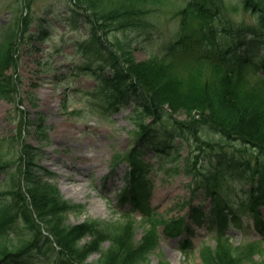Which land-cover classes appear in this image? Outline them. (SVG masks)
Instances as JSON below:
<instances>
[{"label": "trees", "instance_id": "1", "mask_svg": "<svg viewBox=\"0 0 264 264\" xmlns=\"http://www.w3.org/2000/svg\"><path fill=\"white\" fill-rule=\"evenodd\" d=\"M29 2L22 1L25 11L16 20L17 27L8 22L0 30V100L15 105L25 131L37 137L40 134L38 138L44 145L48 136L42 114H37L38 126L35 118L31 120L21 110V80L15 76L21 41L18 37L23 38L27 29ZM144 2L68 0L71 7L66 10L72 29L83 27L87 35L83 53L94 50L98 55L97 67L92 68L91 62H86L89 66L83 63L73 67L96 79V88L87 96L100 99L101 110L107 113L129 105L134 108L132 114L139 111L130 118L140 145L124 157L129 169L117 199L129 205V211L140 213L139 224L144 230L141 239L134 237L137 227L129 213L123 217L126 222L119 225L98 219L76 226L65 223L66 214L84 208L56 199L54 187L42 180L46 174L40 164L45 155L42 148L21 143L18 171L10 172V164L0 155V264H148L149 254L158 246L157 227L161 224L162 233L169 238L184 235L178 243L185 254L191 247L187 238L194 233L193 225L205 223L214 228L215 246L205 245L199 250V264H244L252 253L253 245L246 251L234 246L227 229L237 225L240 214H255L257 207L264 205V87L261 90L250 85L244 75L247 68L255 66L264 76V0H188L175 14L179 21L174 42L162 56L139 62L129 42L114 43L108 38L146 28L149 23ZM239 8L249 11L257 23L233 22L227 13L233 14ZM45 22L41 20L35 32L30 33L31 41H45ZM260 46L263 49L257 52ZM29 101L36 107V100L30 97ZM178 113L185 119H177ZM146 117L150 121L145 124ZM203 129L221 135L228 144L237 143L253 152L255 166L244 163L250 171L245 179L251 181L246 206L233 202L231 191L223 188L229 180L226 171L234 169L236 162L222 153L206 174L196 168V160L191 167L185 165L188 176L196 177L195 171L202 174L203 184L191 189L195 193L203 187L211 200L208 211L189 202L188 220L183 216L163 220L150 206L152 166L141 158V148L151 145L158 150L171 139L191 135L203 140L197 136ZM17 220L32 235V241L20 248L7 241L19 229ZM259 224L264 228V223ZM40 227L46 231L44 238ZM34 251L35 263L31 261ZM95 253L97 259L87 263L88 256ZM158 264L168 263L161 259Z\"/></svg>", "mask_w": 264, "mask_h": 264}, {"label": "rangeland", "instance_id": "2", "mask_svg": "<svg viewBox=\"0 0 264 264\" xmlns=\"http://www.w3.org/2000/svg\"><path fill=\"white\" fill-rule=\"evenodd\" d=\"M22 1L0 0V30L8 22L16 26V20L25 11ZM187 1L145 0L149 25L141 31L111 34L108 39L114 43L129 42L135 60L139 62L154 55L162 56L177 36L179 19L175 14ZM29 4L30 9H26L30 15L27 29L23 38L18 37L21 41L18 45L19 62L15 76L21 80V110L31 120L35 118L38 126L40 117L37 114H42L48 140L43 145L38 138L39 133L37 137L29 130L25 131L20 121L21 113L16 111L15 105L0 100V155H4V161L10 164V172H15L21 164V143L42 148L45 155L40 164L48 172L47 175H42V180L54 187L56 199L84 208L81 212L66 214L65 223L76 226L86 220L98 219L123 224L126 222L123 212H127L128 208L120 207L114 199L117 190L123 187L127 174L128 166L124 157L139 147L137 130L132 121L139 111L132 114L134 108L129 105L106 115L99 108L102 103L100 99L92 95L86 96L96 88V79L73 70V67L83 63L89 66L86 62H91L92 68L97 67L98 55L94 50H85L83 53L87 35L83 27L72 29L67 22L66 10L71 7L68 0H30ZM227 14L232 16L233 22L239 21L247 25L257 23V19L249 11L245 12L241 8L233 14ZM41 20L46 21L48 35L44 42L31 41L29 35L35 32ZM244 75L250 85L255 84L263 89L264 76L255 66L247 68ZM27 92L30 94L27 95ZM30 97L36 100V107L31 105ZM63 98L66 99L65 104L62 102ZM175 117L182 120L186 116L178 113ZM144 119L145 124L150 121L147 117ZM197 136H201L204 141L191 135L188 138L169 140L168 145L159 147L162 150L153 151L149 146L141 148V158L154 165L150 175L153 186L149 202L156 212L155 216L164 220L182 217L189 213V208L183 206L186 202L192 200L199 204L204 198L203 187L195 194L191 193L190 187L203 184L202 174L213 170L212 162L219 159L218 156L222 153L238 162L233 170L226 171L225 175L229 180L225 181L223 188L231 191L233 202L246 204V190L250 183L244 180L245 174H248L244 163L249 162L252 167L255 166L251 149L237 143L228 144L221 135L209 129L201 130ZM195 160L196 168L202 174L195 171L196 177L192 178V175L186 174L185 165L191 167ZM2 179L0 174V180ZM76 188L83 189L82 197L72 194ZM203 206H209V199L205 198ZM260 212L264 219V207L260 208ZM132 216L137 227L134 237L139 240L144 230L137 223L138 214L134 213ZM240 219L242 222L247 220L248 227L244 223L241 227H230L228 233L232 236L233 245L246 251L254 244L253 251L249 254L251 256L245 259L244 264L264 263V234L256 229L250 216L246 219L241 216ZM17 227V233L8 236L7 241L20 248L32 241V235L21 223ZM205 227L194 226L195 234L191 238L192 247L188 255L180 253L177 239L165 237L160 233L159 227L158 247L149 254L148 264H158L161 259L168 264H199V248L205 243L214 245L210 238L214 229L210 231ZM39 229L42 232L40 236L44 238L46 231L42 227ZM106 246L107 244L104 245ZM32 256L31 261L34 262L37 256L35 251ZM96 259L97 254H92L88 256L87 263Z\"/></svg>", "mask_w": 264, "mask_h": 264}, {"label": "bare ground", "instance_id": "3", "mask_svg": "<svg viewBox=\"0 0 264 264\" xmlns=\"http://www.w3.org/2000/svg\"><path fill=\"white\" fill-rule=\"evenodd\" d=\"M73 193V195H76V196H78L79 198L80 197H82L83 195V189L82 188H76V189H74L73 191H72ZM82 195V196H81Z\"/></svg>", "mask_w": 264, "mask_h": 264}]
</instances>
